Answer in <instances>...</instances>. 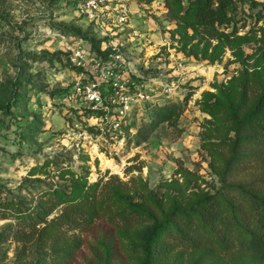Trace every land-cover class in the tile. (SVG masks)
<instances>
[{
  "label": "rangeland",
  "instance_id": "obj_1",
  "mask_svg": "<svg viewBox=\"0 0 264 264\" xmlns=\"http://www.w3.org/2000/svg\"><path fill=\"white\" fill-rule=\"evenodd\" d=\"M83 1L0 0L1 197L32 209L46 190L69 182L63 167L87 171L90 181L140 176L159 191L163 180L183 181L186 168L214 190L220 183L204 144L213 117L204 102L245 66L252 70L255 56L243 62L229 45L215 56L218 39L207 44L190 26L184 45L183 18L170 0H102L95 19L82 13ZM261 25L264 18H250L238 33L260 35ZM255 43L246 41V52ZM73 50L84 54L83 64L70 58ZM98 78L107 118L76 87ZM16 221L0 217V264H43L36 246L24 250L4 238ZM77 234L70 264L129 262L104 219Z\"/></svg>",
  "mask_w": 264,
  "mask_h": 264
},
{
  "label": "trees",
  "instance_id": "obj_2",
  "mask_svg": "<svg viewBox=\"0 0 264 264\" xmlns=\"http://www.w3.org/2000/svg\"><path fill=\"white\" fill-rule=\"evenodd\" d=\"M170 2L183 18L184 45L190 26L207 44L218 39L215 56L226 45L243 62L255 56L252 70L245 66L204 102L213 117L204 144L220 184L203 188L200 175L181 168L183 181L163 180L159 191L140 176L90 181L87 171L63 167L69 182L46 190L32 209L0 193V217L17 220L4 238L11 235L24 250L36 246L43 264L47 255L50 264H70L81 242L77 231L98 219L116 228L127 264H264V25L260 35L238 33L250 18H264V0ZM249 40L256 42L251 53L244 48Z\"/></svg>",
  "mask_w": 264,
  "mask_h": 264
},
{
  "label": "built area",
  "instance_id": "obj_3",
  "mask_svg": "<svg viewBox=\"0 0 264 264\" xmlns=\"http://www.w3.org/2000/svg\"><path fill=\"white\" fill-rule=\"evenodd\" d=\"M100 2H102V0L83 1V3L81 4L82 13L91 19H95L98 16V13L95 11V9L99 7ZM70 54V58L75 63H84L85 57L84 54L81 53V51L73 50V52ZM107 76L112 79L116 78L114 72L107 73ZM98 80L92 79L86 81L85 83H81V81H78L76 87H78L82 95L92 104V106L103 108L105 110V117L107 118L108 106H106L103 101V95L105 96V93L101 89V81ZM113 82L116 83V81ZM86 132V130H82V132L80 131V134H86Z\"/></svg>",
  "mask_w": 264,
  "mask_h": 264
}]
</instances>
